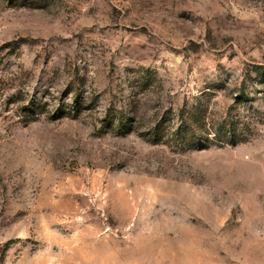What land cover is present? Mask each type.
Masks as SVG:
<instances>
[{"label": "rangeland", "instance_id": "1", "mask_svg": "<svg viewBox=\"0 0 264 264\" xmlns=\"http://www.w3.org/2000/svg\"><path fill=\"white\" fill-rule=\"evenodd\" d=\"M0 264H264V0H0Z\"/></svg>", "mask_w": 264, "mask_h": 264}]
</instances>
